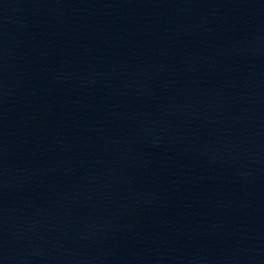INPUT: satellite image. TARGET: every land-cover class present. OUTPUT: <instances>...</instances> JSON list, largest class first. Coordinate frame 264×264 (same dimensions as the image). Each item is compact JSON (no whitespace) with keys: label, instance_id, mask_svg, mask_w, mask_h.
<instances>
[{"label":"water","instance_id":"water-1","mask_svg":"<svg viewBox=\"0 0 264 264\" xmlns=\"http://www.w3.org/2000/svg\"><path fill=\"white\" fill-rule=\"evenodd\" d=\"M0 264H264V0H0Z\"/></svg>","mask_w":264,"mask_h":264}]
</instances>
